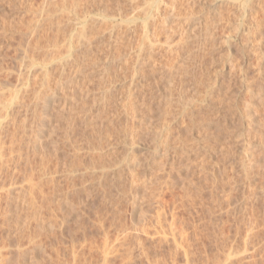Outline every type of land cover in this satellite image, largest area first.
Listing matches in <instances>:
<instances>
[{
	"label": "rangeland",
	"instance_id": "374dc122",
	"mask_svg": "<svg viewBox=\"0 0 264 264\" xmlns=\"http://www.w3.org/2000/svg\"><path fill=\"white\" fill-rule=\"evenodd\" d=\"M0 109V264H264V0H0Z\"/></svg>",
	"mask_w": 264,
	"mask_h": 264
},
{
	"label": "bare ground",
	"instance_id": "6f19581e",
	"mask_svg": "<svg viewBox=\"0 0 264 264\" xmlns=\"http://www.w3.org/2000/svg\"><path fill=\"white\" fill-rule=\"evenodd\" d=\"M242 3V2H241ZM240 3V4H241ZM244 3V2H243ZM246 4V3H245ZM242 5H244V4H242ZM246 7H247V5H246ZM239 8V7H238ZM240 9H241V11L243 10H245V8L244 7H242V6H240ZM246 11V10H245ZM245 15V14H244ZM248 31V30H247ZM247 36V35H246ZM249 36V35H248ZM250 37V36H249ZM254 37V36H253ZM86 42V41H85ZM88 43V44H87ZM91 43V40L89 41V42H86L85 44H83L82 46L84 47V48H86L87 46L86 45H89ZM88 48H90V47H88ZM87 48V50H89ZM86 50V51H87ZM86 51H85V53H86ZM84 54V53H83ZM33 63V62H32ZM34 64V63H33ZM79 64V63H78ZM82 71H80V73H81ZM79 74V73H78ZM26 76V75H25ZM32 76V75H31ZM30 77V76H29ZM25 78V77H24ZM27 79V78H26ZM23 82V83H22ZM20 84H19V86H20V89H21V91H23V98H26L25 96H26V91H28L27 90V86H28V81H22ZM30 82V81H29ZM48 85V84H47ZM47 87V86H46ZM48 87H52L51 85L50 86H48ZM214 88V87H213ZM19 89V90H20ZM29 89V88H28ZM49 89H51V88H49ZM48 89V90H49ZM52 90V89H51ZM18 91V90H17ZM211 91H213V90H211ZM36 92H37V90H36ZM36 92H34V94L36 93ZM31 93V92H30ZM30 93L29 94H27V96L28 95H30ZM19 94V93H18ZM49 94H50V92H49ZM20 96V97H21ZM31 96V95H30ZM35 96L36 97H34L35 98V100H34V105H35V109L37 110V108L39 107V105H41V108H42V111H43V114H45V115H47V114H49L48 113V110L50 109L49 107L52 105V104H54L53 103V100L55 101V98L53 97L54 95H53V92L50 94V96L49 95H46L45 96V98H42V100H39L38 98H37V95L35 94ZM17 97V96H16ZM19 97V98H20ZM29 97V96H28ZM39 97V96H38ZM18 98V97H17ZM31 98V97H30ZM28 99V98H27ZM32 99V98H31ZM29 100V99H28ZM57 100V99H56ZM18 101V100H17ZM33 101V100H32ZM20 102V101H19ZM21 103V102H20ZM40 103H42V104H40ZM62 103H64V102H62ZM9 105V104H8ZM18 105H22V104H18ZM59 105V104H58ZM12 106H13V103H12ZM53 106V105H52ZM63 106V105H62ZM30 107H31V104H29L28 102H26V101H24V105H23V108L25 109V115H28V112H29V110H32V109H30ZM67 107V106H66ZM53 108V107H52ZM63 108V107H62ZM100 108V107H99ZM98 108V110L96 109V111L94 112V114L96 113V115H100V112H98L100 109ZM15 109V108H14ZM20 109V108H19ZM104 109V108H103ZM103 109H101V110H103ZM13 110V109H12ZM100 110V111H101ZM17 111V110H16ZM33 111V110H32ZM187 111H188V109H187ZM103 113V112H102ZM3 111L0 109V176L2 175V173H3V175H6L7 173L9 174L11 171V169H15L16 170V168L19 166L18 165V161H20L21 159H22V156L24 155V154H26L27 155V159H29L30 160V156H29V151L30 150H32V152L34 153L35 152V150L36 149H38V148H41V147H43V144H44V140H41V135L38 133V131L37 132H35L33 135H32V133L31 132H29V127H28V118L27 117H25L24 118V121L22 122V132L20 133L22 136H21V140L19 141L17 138H18V136L16 135V137H12L11 139H12V141H11V144L13 145H9L8 147H10V148H6L5 146H4V141L2 140V137H1V135H3V132H5V129H6V127H8V125L11 123V121L13 120V119H11L10 121H6L5 120V118L4 119H2V116H3ZM16 114V113H15ZM184 114V113H183ZM7 115H8V113H7ZM14 115V114H13ZM20 115V114H19ZM84 115V114H83ZM10 116H11V114H10ZM9 115H8V117H10ZM250 116V115H249ZM17 117V116H16ZM16 117H15V119H16ZM84 117V116H83ZM88 117V115L85 117V119ZM100 117V116H99ZM23 118V117H22ZM6 119H9V118H6ZM6 121V125H4L5 123V121ZM15 121V120H14ZM86 121V120H85ZM203 121V120H202ZM250 121V120H249ZM13 122V121H12ZM14 123V122H13ZM19 123V122H18ZM88 123V122H87ZM170 123V122H169ZM250 123V122H249ZM14 125V124H13ZM11 126H12V124H11ZM18 126V125H17ZM73 127V126H72ZM12 128V127H11ZM15 129V128H14ZM70 129H71V127H70ZM74 129V128H73ZM17 130V129H16ZM20 130V129H19ZM18 130V131H19ZM6 131H7V129H6ZM9 131L11 132V130L9 129ZM32 131H34V130H32ZM68 131V130H67ZM70 131H72V130H70ZM20 132V131H19ZM18 132V133H19ZM73 132L74 131H72V135H73ZM2 133V134H1ZM8 133V132H7ZM16 133V132H15ZM17 133V134H18ZM66 133H68V132H66ZM75 133V132H74ZM69 134V133H68ZM67 134V135H68ZM68 136H70V134L68 135ZM84 136V135H83ZM89 136V135H88ZM103 136V135H102ZM5 137V136H4ZM11 137V136H10ZM100 137H101V135H100ZM20 138V137H19ZM104 138V137H103ZM4 139V138H3ZM10 139V138H9ZM53 139H55V138H53ZM75 139V138H74ZM154 139V138H153ZM52 141V140H51ZM55 141H56V139H55ZM73 141V140H72ZM74 141H76V139L74 140ZM17 142H19L18 144V149L16 148V143ZM57 142V141H56ZM161 142V141H160ZM53 143H54V141H53ZM203 143V142H202ZM74 144V143H73ZM186 144V143H185ZM23 145L25 146H27L28 147V150L25 152L24 151V147H23ZM44 145H46V144H44ZM207 145V144H206ZM21 146H22V148H21ZM184 146V145H183ZM26 147V148H27ZM161 147H162V145H161ZM198 147V146H197ZM197 147H195V148H197ZM75 148V147H74ZM73 148V149H74ZM95 148V147H94ZM76 149H77V147H76ZM81 149V148H80ZM79 149V150H80ZM96 149V148H95ZM94 149V150H95ZM98 149V148H97ZM204 149V148H203ZM210 150V149H209ZM187 151V150H186ZM25 152V153H24ZM184 152V151H183ZM190 152V151H189ZM82 154V153H81ZM84 154V153H83ZM25 155V156H26ZM92 155H93V153H92ZM250 155V154H249ZM23 160V159H22ZM21 160V161H22ZM25 160H26V158H25ZM138 160V159H137ZM250 160V159H249ZM27 161V160H26ZM28 162H30V161H28ZM242 162V161H241ZM22 163V162H21ZM23 163L25 164V162L23 161ZM135 163V162H134ZM140 163V162H139ZM245 164H247V161H246V163ZM134 165V164H133ZM151 165V164H150ZM150 165H148V166H150ZM135 166V165H134ZM147 167V166H146ZM143 168H144V166H143ZM242 168V167H241ZM247 168V167H246ZM5 169H9V172H7L6 174L4 173V171L6 172L7 170H5ZM4 170V171H3ZM13 172V171H12ZM12 172H11V174H12ZM17 172V171H16ZM16 172L14 171V173L13 174H16ZM148 172V171H147ZM10 174V175H11ZM11 175V177H13L14 175ZM46 174V173H45ZM45 174H42V175H45ZM2 175V176H3ZM41 175V176H42ZM44 177V176H43ZM54 178V177H53ZM57 178V177H56ZM0 179H2V178H0ZM48 179V178H47ZM51 179V178H50ZM2 180H5V179H2ZM9 180V179H8ZM55 180V179H54ZM49 181V180H48ZM4 181H2L1 182V180H0V190H2L5 186H6V188H7V186L8 185H5V183H3ZM42 182V181H41ZM54 182V181H53ZM167 182V181H166ZM8 183V182H7ZM12 183L10 182V184L9 185H11ZM166 184V183H165ZM161 187V186H160ZM10 189V188H9ZM12 189V188H11ZM3 191V193H5L4 191H5V189L4 190H2ZM6 191H7V189H6ZM9 193H8V195L10 194V191H8ZM12 192H14L13 190H11V193ZM0 193H2V192H0ZM7 193V192H6ZM42 193V192H41ZM159 193V192H158ZM258 196V195H257ZM6 198H8L7 196H6ZM6 198H4V197H2V194H0V202L2 201V199H6ZM218 200V199H217ZM225 201H228V200H225ZM219 202V201H218ZM215 203V202H214ZM217 203V202H216ZM245 205V204H244ZM218 206H220V205H218ZM247 206V205H246ZM249 206V205H248ZM211 208V207H210ZM220 208V207H219ZM239 208V207H238ZM213 209H216V208H213ZM212 209V210H213ZM247 209H249V208H247ZM218 210V209H217ZM244 210V209H243ZM244 212V211H243ZM249 212V211H248ZM220 213V212H219ZM225 213H227V212H225ZM245 213V212H244ZM252 213V212H251ZM249 214V213H248ZM214 215V214H213ZM253 215V214H252ZM251 216V215H250ZM212 217V216H211ZM251 218V217H250ZM249 218V219H250ZM215 219V218H214ZM213 220V219H212ZM248 220V219H247ZM218 222V221H217ZM223 222V221H222ZM239 223H241V221L239 222ZM249 223V222H248ZM253 223V222H252ZM251 223V224H252ZM214 224V223H213ZM219 224V223H218ZM250 224V223H249ZM211 225V224H210ZM213 226V225H212ZM244 226V225H243ZM247 226H249V225H247ZM252 225H250V227H251ZM246 228V227H245ZM249 228V227H248ZM252 228V227H251ZM255 228V227H254ZM222 229V228H221ZM238 229V228H237ZM239 229H241V228H239ZM250 229V228H249ZM213 230V229H212ZM236 230V229H235ZM248 230V229H247ZM218 231V230H217ZM252 231V230H251ZM241 232V231H240ZM240 232H238V233H240ZM253 232V231H252ZM221 233V232H220ZM237 233V232H236ZM249 233V232H248ZM254 234V233H253ZM256 234V233H255ZM210 235V234H209ZM215 235H217V234H215ZM236 235H238V234H236ZM250 235V234H249ZM202 236V235H201ZM212 236H214L213 234H212ZM252 236V235H251ZM216 237V236H215ZM222 237V236H221ZM228 237V236H227ZM240 237V236H239ZM242 237V236H241ZM219 238V237H218ZM235 238V237H234ZM245 238V237H244ZM248 238V237H247ZM247 238L245 239V240H247ZM223 239H225L226 240V238H224V235H223ZM232 239V238H231ZM258 239V238H257ZM219 240V239H218ZM222 240V239H221ZM228 240H230V239H228L227 238V241H226V248L229 246L228 244H227V242H228ZM236 240V239H235ZM241 240H242V238H241ZM254 240V239H253ZM220 241V240H219ZM231 241V240H230ZM212 242V241H211ZM260 242V241H259ZM203 243V242H202ZM220 243H221V245H222V243H224L225 244V241L223 242V240H222V242L220 241ZM231 243V242H230ZM233 243V242H232ZM243 243V242H242ZM247 243V242H246ZM249 243V242H248ZM204 244V243H203ZM220 245V246H221ZM228 245V246H227ZM243 245V244H242ZM242 245H240V246H242ZM254 245H255V243H254ZM253 245V246H254ZM205 246V245H204ZM224 246V245H223ZM222 246V247H223ZM231 246H232V244H231ZM246 246H247V244H246ZM262 246V245H261ZM217 247V246H216ZM212 248V247H211ZM219 248V247H218ZM233 248V247H232ZM232 248H230V249H232ZM235 248H237V247H235ZM233 249L234 250V252H236L235 250H237V249ZM240 248V247H239ZM246 248H250V247H246ZM205 249V248H204ZM224 249H225V247H224ZM251 249V248H250ZM255 249H256V247H255ZM202 250V249H201ZM223 249H221V251H222ZM229 249L227 248V250L226 251H228ZM240 250V249H239ZM249 250V249H248ZM247 250V251H248ZM259 250H260V248H259ZM218 251V250H217ZM225 250H223V252H224ZM225 251V252H226ZM232 251V250H231ZM214 252H215V250H214ZM224 252V253H225ZM234 252H230V250H229V253L228 252H226V253H228L227 254V259H230V256H232V254L234 253ZM243 252H244V250H243ZM253 252V251H252ZM199 253V252H198ZM217 253V252H216ZM225 253V254H226ZM237 253H238V250H237ZM264 253V252H263ZM212 254V253H211ZM219 254V253H218ZM222 254V253H221ZM225 254H222V255H225ZM236 255V254H235ZM241 255V254H240ZM256 255V254H255ZM261 255H262V253H261ZM261 255L259 256V257H261ZM234 256V255H233ZM232 256V257H233ZM237 256H238V254H237ZM244 256V255H243ZM253 256V255H252ZM201 257H202V255H201ZM204 258H205V256H203ZM209 257L210 256H208V258L206 259L207 261L208 260H210V259H212V257L213 256H211V258L209 259ZM231 257V258H232ZM251 257V256H250ZM254 257V256H253ZM213 258H215V260H217L218 261V259H217V256H215L214 255V257ZM221 258V257H220ZM223 258V257H222ZM234 258V257H233ZM232 258V259H233ZM235 258H237L236 256H235ZM203 259V258H202ZM226 259V256H225V258L224 259H219V261H218V263H220V264H226V262H228V261H226L225 260ZM232 259H230L231 260V263H232ZM240 259H243L244 260V258L242 257H240ZM239 259V257H238V260L239 261H241ZM264 259V258H263ZM212 260H214V259H212ZM214 260V261H215ZM222 260V262H220ZM223 260H225L226 262H223ZM237 259H235V261H236ZM237 260V261H238ZM255 260V259H254ZM205 261V260H204ZM203 261V262H204ZM207 261H205L207 264H212L213 263V261H210V263H208ZM233 261H234V259H233ZM236 261V262H237ZM251 262H252V260H250ZM250 261H247V262H250ZM202 262V261H201ZM212 262V263H211ZM230 262V261H229ZM228 262V263H229ZM244 262V261H243ZM260 262V261H259ZM215 263V262H214ZM217 262L215 263V264H218ZM239 263V262H238ZM241 263V262H240ZM239 263V264H240ZM201 264V263H200ZM203 264H205V263H203ZM234 264V263H233ZM236 264V263H235ZM241 264H244V263H241ZM247 264H249V263H247ZM252 264H255V263H252ZM259 264V263H258ZM261 264H263V263H261Z\"/></svg>",
	"mask_w": 264,
	"mask_h": 264
}]
</instances>
